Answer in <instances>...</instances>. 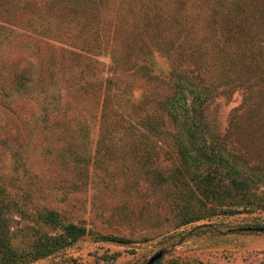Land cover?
<instances>
[{"label":"rangeland","instance_id":"obj_1","mask_svg":"<svg viewBox=\"0 0 264 264\" xmlns=\"http://www.w3.org/2000/svg\"><path fill=\"white\" fill-rule=\"evenodd\" d=\"M50 1L59 7L54 9L59 23L49 34L52 38L48 36L46 42L32 32L35 13L0 0V72L11 68L15 62L18 65L26 63L36 51V43L43 50V60L46 52L52 55L56 65L59 47L76 49V45L85 49L80 51L84 58L79 56L80 59L70 61L83 68L88 78L87 89L95 88L98 83L103 86L106 75L112 78V73L122 75L131 80L127 89L129 100L126 96L123 100L132 103L141 98V93H159L166 85L172 88L173 76L172 79L166 77L169 65L185 67L188 63L186 57L178 56L179 52L185 53L205 35H212L216 23L222 32L226 31V19L231 15L230 9L233 10L230 6L225 14L211 11L213 2L222 0H170L177 12L187 11L185 23H173L169 27L167 21L158 24L149 19L137 29L127 21L121 24L126 0H48L49 6L52 5ZM90 1H94L88 6L91 9L83 10ZM225 1L239 4V0ZM246 1L242 30L245 32L241 34L244 36L240 37L238 33L234 38L232 60L247 82L254 84L246 102L255 99L264 107V0ZM131 3L135 5L132 0ZM136 4V16H140L143 4ZM16 13L18 15H13ZM113 17L120 22V30L125 29V25L131 27L133 36L108 38L107 22ZM72 20L75 23L78 20L79 26L85 25L83 30L75 27ZM233 25H237L236 21ZM95 26L98 30L103 27L102 36H98ZM239 49L245 51V57L241 58ZM113 55L123 65L110 71L107 66ZM63 56L68 59L64 50ZM85 59L87 62L83 63ZM60 69V65L54 66L51 73L54 87L59 89V100L64 106L68 102L76 103L78 96L74 87L81 83V78L64 82L62 75H68L65 70L60 73ZM72 74L76 75L74 68ZM232 78L227 86L213 92L203 108L209 120L204 134L215 136L216 141L230 143L236 151L246 150L248 176L264 191V124L258 128L247 124V120V123L239 124L242 90L239 79ZM256 84H261L260 89ZM28 92L25 91L26 98L14 102L3 93L0 95V101L14 110L9 114L0 106V135L3 137L0 140V240L9 241L18 255L22 254L19 253L21 249L31 251L49 244L50 235L64 231L62 223H75L83 230L50 252L15 264H144L157 250H161V255L150 264H163L176 256L189 261L200 260L203 264H259L264 260V231L234 229L254 216L264 220V207L181 222L177 215L179 205L189 203L195 208L201 205L194 198L189 202L183 200L192 185L186 184L180 174L171 181H163L172 174L169 168L190 169L175 152L178 143L173 142L172 136H179L178 126L164 127V133L142 142L125 139L109 129H101L95 106L91 103L93 99L89 98L88 105L81 103L80 107L77 104L76 110L72 106L68 109L67 105L65 114L53 113L50 126L46 127L43 119L37 121L32 117L34 123L21 127L22 133L18 134L17 125L11 121L17 110L21 107L32 115L40 112V105L32 101V94ZM110 104L111 101L107 103L109 108ZM126 105H123L124 113L131 115L132 107ZM73 113L82 119L83 129L77 135H70L65 129L66 118ZM230 114L235 120L229 125ZM99 132L104 139L95 143ZM223 133L224 138L221 137ZM19 141L25 144L28 152L23 158L16 154L11 159L6 144ZM73 143L84 155L71 162L62 148ZM236 167L239 169V159ZM3 252L0 249V257L9 254Z\"/></svg>","mask_w":264,"mask_h":264},{"label":"trees","instance_id":"obj_2","mask_svg":"<svg viewBox=\"0 0 264 264\" xmlns=\"http://www.w3.org/2000/svg\"><path fill=\"white\" fill-rule=\"evenodd\" d=\"M50 2L52 3L51 6H49L48 0H7L9 6L18 7L20 10L22 7L23 10L29 8L30 12L36 14V21L32 23L35 25L32 27L34 28L32 32L37 33L38 39L45 41L49 34H51V30H54L59 23L57 14L54 11V9L59 7L56 2ZM93 2L94 1H90L88 5L85 3L87 6L85 5L83 10L91 9V7L88 6L92 5ZM132 2L135 3V5H132L131 0H126L124 3L121 15L123 21L121 20V24L127 21L128 25L133 23L138 29V27H141L140 25H145L143 23L144 20L151 19L158 24L167 21L170 23V27L173 23L177 25L183 24L188 19L187 11L183 10L181 13L177 12L176 7H172L170 0H132ZM136 2L143 4L144 10H142L140 16H136ZM247 2L246 0H239V4L232 3L233 5L230 1L224 2V0L217 3L213 2L211 11L215 14H225V10L230 6L233 8V10L230 9L231 15L229 19H226V31L222 32L221 27L216 23L212 35L208 36V33L203 39L192 45V48H188L185 53L182 54V51L179 52L178 56L182 57V59L186 57L189 64L186 63L187 65L185 64V67H172V65H169L166 77L172 79L173 76L172 88L170 85H166L164 89L161 88L159 93L153 92L149 93V95L141 93V98L139 100L136 99L133 103L123 100L125 96L127 97L128 85L131 82L129 78L112 73V75H114L113 78L110 75L105 76V83H103V86L101 83H98L95 84V88L87 89L85 83L88 78L86 74L83 73V68L81 69L80 66L77 65L78 63L70 61L75 58L80 59L79 56L84 58V53L80 51H85V49L76 45V49H73L72 46L64 47L63 50L68 54V59H66L63 56V50L59 47L60 56L58 55V65L61 67L59 72L63 73L65 70L68 75L65 76V74H63L62 81L65 82L72 78L78 80L81 78V83L76 84L77 86L74 87L78 99H76V103L73 104L68 102V109H71L72 106L76 110L77 104L82 107L81 103L88 105V100L90 101L89 98H92L93 101L90 102L95 106V111L97 112L95 115L98 117V125L101 126V129H109L111 132H116L119 137L123 136L125 139L130 138L131 140L139 142L164 133V127L173 124L178 126L180 129L179 136H172L173 142L178 143L175 152L179 157L183 158L190 169L188 170L185 167L181 169L178 167L180 169L179 171V169L173 170L169 168L172 174L169 178H163V181L167 179L171 181L180 174V178H183L186 184L192 185L190 193H188L183 200L189 202L194 198L198 200V204L200 203L201 205L197 208L189 203L179 205L177 207V215L181 222L190 221L203 216H210L211 214L230 213L236 210L250 211L258 207H264V191L251 182V178L248 176L249 172L245 169V157H247L246 150L243 151L239 149V151H236L232 148L230 143L216 141L215 136L204 134V131L208 127L209 120L206 118L203 108L211 99L216 89L227 86L226 84L232 81V76L239 79V86L242 90V101L239 105V124L241 122L247 123L246 120L248 121L247 124H252L255 128L264 124V107L259 106L260 102L255 99L254 101L249 100L248 103L246 102L247 97L249 98L248 93H251L254 84H249L247 82L245 77L238 71L239 67L232 60V56L235 53L234 38L236 34L239 33L240 37L244 36L241 34L245 32L242 30L245 26L244 19L246 14L244 8L247 7ZM161 4L165 6L161 7ZM13 15H18V13ZM231 16H235V19ZM41 17L46 18L43 19ZM237 18H239V21H237ZM111 19L113 20L107 22L108 38L122 39L123 37L129 38L133 36L134 32L130 31L133 30L131 27L125 25V29L121 28L122 30H120L118 28L120 22L115 20L114 17ZM235 21L237 25H233ZM72 22L76 24L75 27H78L80 31L85 27V25L79 26L81 23H78V20V24L73 20ZM109 26H111V30ZM232 26H234V29H232ZM236 26L237 28L239 27V29H236ZM95 29L97 30L98 36H102L103 27H100L98 30V27L95 26L94 30ZM236 30L237 33H234ZM49 38H52V36H49ZM5 42L7 41H3V43ZM35 46L36 51L32 55L33 57L29 56L25 61L26 63L18 65V63L15 62L10 65L11 68L4 69L3 72H0V77H2L0 95L3 93L6 98L14 102L17 101V99H22V97L26 98L27 93H25V91L29 90L28 93L32 94L31 97L34 99L32 101H36V103L40 105V109H38L40 112L38 115L26 113L21 107L17 110V113L13 117L14 119L11 121L17 125L18 134L19 132L20 134L22 133L21 127L31 126L34 123V118L37 121L43 119L47 127L50 126L49 124L51 122L49 119H51L53 113L65 114L64 112L67 110V105L64 106L59 100V89L54 87L55 81L51 76L53 67L57 66L58 68V65H56L53 60L52 55L46 52L45 59L43 60V50L41 46L37 43ZM257 51H260V48H258ZM239 52L241 58L245 57L244 50L239 49ZM95 61L97 62L99 60L96 59ZM86 62V59L83 60V63ZM119 65H123V63L113 55L107 67L110 71H113L114 68L118 69ZM73 68L76 75L72 74ZM120 69L121 71L123 70V68ZM115 72H118V70H115ZM178 72L182 73L178 74ZM175 78H177V80H175ZM160 81L163 82L164 80L160 79ZM261 84H256L257 89H260ZM11 91L12 93H10ZM13 93L14 95L11 96ZM109 101L112 103L110 104V108L107 106ZM152 102L154 104H151ZM126 104L129 108L132 107L131 115L129 113H124L123 105ZM0 106L4 110H7L9 114L14 112L7 103L5 104L0 101ZM75 113L66 118L67 124L65 129H68L70 135L80 134L83 129L81 124L82 119L79 115L76 116ZM234 117L235 116L231 114L229 115L227 119L229 125L234 122ZM112 135L113 134H111L110 137ZM221 137H226L225 133H223ZM1 139H3L2 135H0V140ZM100 139H104V135L99 132L95 139V143ZM30 145L32 146V144ZM6 146H8L7 150L11 159H14L12 156L16 154L23 158V154L28 152L25 144H22L20 141L16 144H6ZM62 152L66 153L68 160L71 158V162L78 161V159L84 155V152L81 151L75 143L67 144L62 148ZM93 155L94 152L92 156ZM238 159L239 169L236 167ZM16 161H18V158ZM258 162L260 161H255V163ZM181 170L187 173L183 174ZM61 226L64 231L50 235L51 241L49 244L34 248L31 251H25L27 250L26 248L21 249L19 253L22 254L18 255H16V252L11 248L9 241L5 242L0 240V249L5 253H9L8 255L0 257V264L22 263L44 255L57 246L76 237L83 230L82 227L71 222L62 223ZM234 229L264 231V220L254 216ZM163 264L203 263L200 260L189 261L185 258L176 256ZM259 264H264V260L260 261Z\"/></svg>","mask_w":264,"mask_h":264},{"label":"water","instance_id":"obj_3","mask_svg":"<svg viewBox=\"0 0 264 264\" xmlns=\"http://www.w3.org/2000/svg\"><path fill=\"white\" fill-rule=\"evenodd\" d=\"M161 255V250H157L150 257L147 258L144 264H150L154 259Z\"/></svg>","mask_w":264,"mask_h":264}]
</instances>
